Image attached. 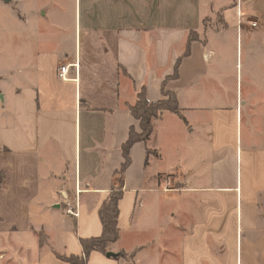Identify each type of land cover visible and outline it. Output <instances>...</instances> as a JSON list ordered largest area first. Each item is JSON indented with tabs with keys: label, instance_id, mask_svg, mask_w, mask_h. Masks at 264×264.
I'll return each mask as SVG.
<instances>
[{
	"label": "crops",
	"instance_id": "obj_1",
	"mask_svg": "<svg viewBox=\"0 0 264 264\" xmlns=\"http://www.w3.org/2000/svg\"><path fill=\"white\" fill-rule=\"evenodd\" d=\"M142 89L187 122L132 146L115 255L86 264H264V0H0V264L102 234Z\"/></svg>",
	"mask_w": 264,
	"mask_h": 264
},
{
	"label": "trees",
	"instance_id": "obj_2",
	"mask_svg": "<svg viewBox=\"0 0 264 264\" xmlns=\"http://www.w3.org/2000/svg\"><path fill=\"white\" fill-rule=\"evenodd\" d=\"M193 35L190 36V40ZM132 115L140 121V131L135 127H131L127 140L122 144L121 148L124 154V162L119 170L116 171L117 179L111 187L109 196L103 202L99 213L103 223V232L99 236L83 237L80 239L84 250L83 257L76 254L57 256L67 264H86V260L93 251L106 253L108 247L120 238V229L118 220L120 215L119 201L124 193V174L131 164L130 150L137 142L148 143L153 131L154 121L158 119L164 111H169L179 115L185 122L179 99L175 92L163 89V98L158 101H150L145 89L138 94L134 103L128 104ZM156 153V150L147 148V156ZM0 176V180H1Z\"/></svg>",
	"mask_w": 264,
	"mask_h": 264
},
{
	"label": "built area",
	"instance_id": "obj_3",
	"mask_svg": "<svg viewBox=\"0 0 264 264\" xmlns=\"http://www.w3.org/2000/svg\"><path fill=\"white\" fill-rule=\"evenodd\" d=\"M239 13V17H240V22L243 21V18H242V14L241 12H238ZM253 27H256L258 25V23L256 21H251L250 23ZM68 71H69V65H63L59 68V76L62 77V78H66V75L68 74ZM77 192H80L79 189H77ZM69 208H68V213L72 214V215H75V216H78L79 215V212H78V209H76V207H74L73 205H70L68 204Z\"/></svg>",
	"mask_w": 264,
	"mask_h": 264
},
{
	"label": "rangeland",
	"instance_id": "obj_4",
	"mask_svg": "<svg viewBox=\"0 0 264 264\" xmlns=\"http://www.w3.org/2000/svg\"><path fill=\"white\" fill-rule=\"evenodd\" d=\"M64 12H67L66 14L68 15V17L66 18H64V20H68V21H74V19H75V11H74V7L71 9V7H69V8H67V9H65V11ZM171 176H169V175H162L161 176V178L163 179V178H170Z\"/></svg>",
	"mask_w": 264,
	"mask_h": 264
},
{
	"label": "water",
	"instance_id": "obj_5",
	"mask_svg": "<svg viewBox=\"0 0 264 264\" xmlns=\"http://www.w3.org/2000/svg\"><path fill=\"white\" fill-rule=\"evenodd\" d=\"M5 1H10V0H5ZM107 255H108V256H113V255H115V253L109 251V252H107Z\"/></svg>",
	"mask_w": 264,
	"mask_h": 264
}]
</instances>
